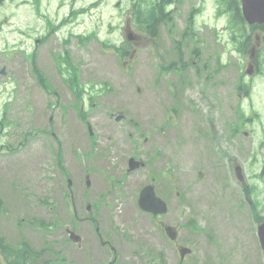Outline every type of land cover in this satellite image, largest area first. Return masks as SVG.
I'll return each instance as SVG.
<instances>
[{"label": "rangeland", "instance_id": "1", "mask_svg": "<svg viewBox=\"0 0 264 264\" xmlns=\"http://www.w3.org/2000/svg\"><path fill=\"white\" fill-rule=\"evenodd\" d=\"M96 1L99 0H82V6ZM132 2L102 0L99 7L91 8L80 18L77 31L87 35L94 32L101 42L123 46L128 42L127 25L139 35L137 43H132L135 52L130 49L132 57L125 61L96 39L83 48L76 44L69 47L88 91L82 100L87 110L85 121L78 116L76 98L54 59L62 52L57 40L41 47L38 56L39 69L53 93L44 89L22 52L0 42V120L17 123L2 129L0 135L10 146H17L20 140L26 141L28 133L40 132L22 151L0 156V236L8 244L17 245L24 238L34 249L49 250L43 261L50 264H108L113 252L107 245L101 246L91 221L95 219L102 237L117 252V264H143L145 258L141 254L159 251L164 253L165 264H178L179 254L164 236L159 222L137 205L141 188L150 183L152 176L159 175L156 188L169 206L163 219L179 230L178 241L193 250L184 264H264L257 219L234 171L235 165L241 166L248 176L246 186L258 187V208L264 217V179L260 178L264 170V58L263 54L260 57L259 46L264 43V30L251 31L247 25L243 37L233 14L218 13L219 0H183L176 8L174 35L181 40L190 9L201 6L202 13L195 23L202 41L197 46L201 58L198 67L208 60L207 72L214 74L213 83H219L209 92L220 104L216 112L208 113L211 105L202 101L200 90L206 83L193 78L196 82L194 87L185 89L186 107L178 116L180 73L162 74L159 70L161 64L176 58L175 40L161 27L159 48H154L132 26ZM229 6L230 2L222 1L223 9L229 10ZM20 16L22 20L18 21ZM19 17L16 19L13 2L0 8V20L10 18L3 27L6 41L8 32L25 22V14ZM243 39L249 41L247 56ZM11 41L7 42L12 45ZM191 45L192 40L187 46ZM259 58L262 74L257 70ZM219 62L225 67L218 73ZM2 69L5 75L1 74ZM216 70L218 74L214 73ZM242 83L252 87L251 96L250 87L247 96ZM106 87L111 90L105 92ZM90 93L96 95L93 107ZM190 101L204 111H189ZM120 114L125 117L117 121ZM210 118L215 120L216 128L205 124ZM225 123L228 128L245 123L247 128L229 140ZM55 137L63 148L64 170L56 163ZM156 151L160 157L150 161ZM133 155L145 166L128 172V161ZM87 178L90 187L86 186ZM113 180L121 182V192L116 191ZM68 193L73 195L80 216L90 220H74L73 206H67ZM88 204H98V214L87 212ZM190 218L204 230L183 226ZM37 220L51 224L52 230H40L34 223ZM68 229H75L83 238L81 247L69 242Z\"/></svg>", "mask_w": 264, "mask_h": 264}, {"label": "flooded vegetation", "instance_id": "2", "mask_svg": "<svg viewBox=\"0 0 264 264\" xmlns=\"http://www.w3.org/2000/svg\"><path fill=\"white\" fill-rule=\"evenodd\" d=\"M12 2L14 3V7H15L16 19L17 17H19V15L25 14L26 20L24 23H20L22 26L17 25L15 29L8 32L7 41L9 42L11 41L9 39H12L11 41L12 45H10V43L6 41V32H4L3 30L4 25H6L5 23L8 22L10 18L8 20L6 18L0 20V42L4 41L6 46H13L15 49H18L20 53L22 52L24 54L25 59L35 61L38 64L39 49L41 47H45L48 42L50 43L54 42L51 40H57V42L55 43L60 45L62 52L57 54L56 58L54 57L56 62L60 63L61 61H66L67 63H72L70 60L72 58L73 64L76 63V61L71 56L69 47L76 44V46H80L81 48H83L84 47L83 44L86 42V37L84 32L77 31V27L81 24L80 18L86 15L85 13L86 7L82 6V0H3L2 2H0V8ZM235 11H239V8H236ZM17 20L21 21L22 16H20L19 19ZM64 31H66L67 33L66 35ZM81 38L84 41L83 44H79L81 42ZM179 45H181V48H178V58H180V64L182 65L180 66L181 70L187 71L188 69H192L191 59L193 55H198L200 53L199 48L195 45L186 46L182 41L178 43V46ZM25 49L27 50L29 49L32 51L30 53H26ZM204 53H205V48H203V54ZM6 56H9V54L7 53ZM9 59H11V57H9ZM183 61H184V65H183ZM204 67L208 68V60L205 61ZM257 70H259V65H257ZM1 74H4V71L3 73L1 71ZM79 76H81L80 68L78 72H76V74H73L72 77L78 78ZM179 94H180V90H178V95ZM182 94L180 96H182ZM209 97L212 98L214 97V95L211 94ZM208 101L209 100H206V102ZM218 103L220 104V102ZM181 107H186V106L182 105ZM187 107L189 111H195L198 106L195 103L190 102L187 104ZM215 123L216 122L209 121L207 124L209 126L214 127ZM16 124L17 123L15 121L11 122V120H6V121L0 120V132L2 131V129L5 128V126L13 127V126H17ZM25 139H26L25 142L20 140L17 146H10L11 143L4 142L3 137H1L0 135V140H2L0 141V156H5L6 154L11 155L13 154L12 152H15L16 150L22 151V149L29 143L30 139L34 140L36 138L25 137ZM6 145L9 146L5 147ZM48 151L51 152L50 147L48 148ZM132 158L142 162V160H140L138 156L133 155L129 158L128 167L131 166L130 159ZM152 180L153 182H157L156 177L152 178ZM115 189L116 191L121 192V190H119L117 186L115 187ZM250 203L252 204V200H250ZM73 209H74L73 214L77 221L82 222L85 220H90L89 218L81 217L77 208L76 207L74 208V205H73ZM162 220H160L161 221L160 226L162 228H165L166 227L165 220L164 219ZM91 221L95 222V224L97 225L95 219H92ZM67 231L69 232V229ZM96 232L99 236L101 246L103 247V245H107L109 247L108 249L111 250L110 253L113 252V260L108 264H117V259H118L117 252L110 245V243L108 241H105V239L102 237L98 225L96 227ZM171 242L175 246L176 251H178L179 247L177 240ZM141 256L144 258L145 255L141 254ZM159 260L156 257L149 255L148 259L143 261V264H161V261L163 262V254L161 253Z\"/></svg>", "mask_w": 264, "mask_h": 264}, {"label": "trees", "instance_id": "3", "mask_svg": "<svg viewBox=\"0 0 264 264\" xmlns=\"http://www.w3.org/2000/svg\"><path fill=\"white\" fill-rule=\"evenodd\" d=\"M170 3L171 0H136L132 13L133 22L136 28L140 32L149 36L153 41H157L161 26H165L169 35L172 36V33L177 30V24L175 11H168ZM234 3L235 0H232V4ZM234 21L238 23L239 20L234 19ZM175 44L177 45L176 50L178 52V42ZM103 45L104 47L113 48V50L120 56L121 60L129 55L128 48L112 45L108 42H103ZM174 65L175 62H172L163 66L161 68V72L170 71L173 69ZM69 66L70 68H74L71 63ZM36 72L40 76V81L45 83L43 75L39 73L40 71L36 70ZM73 74H76V72L73 71ZM71 89L75 93L76 97L80 98L83 90L78 84V79H71ZM232 129L234 130V128ZM232 135H234L233 132ZM212 139L214 141L215 137L213 136ZM57 164L60 168H62V170H64L63 157L60 152L57 155ZM253 189L256 190V188ZM34 223L37 227H40L44 231L49 230V227L44 225L43 221L37 220ZM188 226L194 230H202L193 219H190ZM47 251V249H34L24 238L17 245L5 244L3 238L0 236V264H48V262H42V259Z\"/></svg>", "mask_w": 264, "mask_h": 264}, {"label": "water", "instance_id": "4", "mask_svg": "<svg viewBox=\"0 0 264 264\" xmlns=\"http://www.w3.org/2000/svg\"><path fill=\"white\" fill-rule=\"evenodd\" d=\"M3 0H0V2ZM243 3V12L246 20L250 24H264V0H242ZM122 117H118V120ZM131 169H134L139 166L138 163H134L133 160L130 162ZM140 206L148 211L154 212V213H166L167 209L165 204L157 199L154 194V190L152 187L145 188L140 195ZM1 200H0V207H1ZM171 228L168 229V235L173 238L174 235L171 234ZM71 237L79 241L80 238L76 236L75 233H71ZM259 238L262 245V248L264 250V224H262L259 227ZM182 258H184L185 253H189V250H182Z\"/></svg>", "mask_w": 264, "mask_h": 264}]
</instances>
